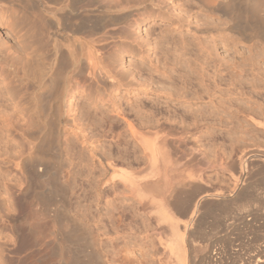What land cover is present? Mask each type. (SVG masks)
Returning a JSON list of instances; mask_svg holds the SVG:
<instances>
[{
	"label": "rangeland",
	"instance_id": "1",
	"mask_svg": "<svg viewBox=\"0 0 264 264\" xmlns=\"http://www.w3.org/2000/svg\"><path fill=\"white\" fill-rule=\"evenodd\" d=\"M42 1L47 2L46 0ZM116 1L127 5L126 7L130 5V11L133 12L132 16L122 21L119 20V22L115 20L114 17L123 13L110 9ZM237 1L235 0L236 8L234 7V11L236 14L239 13V16L242 14L243 19L246 17L245 20H247L248 15H246L245 4L248 0H244L246 3L242 0ZM70 2L69 0H51L49 4L57 10L65 6L63 13L57 12L55 15L69 14L71 16V20L67 22H70L68 25L72 26V30H75L73 37L78 40V43H71L74 47L77 46L74 48L71 44L68 45L69 43L65 40L56 38L65 52L64 56L57 57L56 67L59 68L58 75L61 76V79L58 80L59 82L62 80L60 84H63L66 83L65 81H69L71 77L78 81L84 79V82H82L85 91L83 94H76L71 100L70 112L65 119L59 121L52 118L50 126L53 130V137L51 136L49 144L42 147L43 149H39L41 152H38L42 155L39 158H43L42 164H36L35 168L37 171L45 169V172H47L43 181L38 182L35 179V169L31 167L30 163L27 162L23 169L17 166L16 151L27 150L26 140L19 133L13 134L15 143L12 141L8 143L12 144L13 146H11L17 150L14 152L13 148L9 147L11 149L9 154L0 157V264H13L17 258L14 254L17 244L13 243L16 236L11 225L14 220L30 213V208L21 202V192L25 188L27 180L29 181L28 189L23 195L28 198L33 197L41 219L43 218L45 222H49V226L55 228L57 251H55L56 248L54 251H50L48 246H45V249L43 248L45 254L49 251L50 255L48 254V256L52 257L50 260H54L55 264H89L87 262L88 254L93 252L94 249H97L95 252L97 251L98 255L101 254L104 264H177L179 260H176L175 252H170V254V248L168 250V247H164L169 245L173 239V234H171V226L164 222L160 223V219H158L157 206L161 203L158 205L155 202V206L151 205L156 194L149 195H152L151 197L155 196L154 199L152 198V202L149 197L146 200L143 198L144 201H141L142 198L137 200V197L123 193L122 189L119 190V186L117 191L111 187L104 188L101 185H98V188L95 182L96 179L102 178L100 174H104L103 165L99 164L96 158L90 157L88 144L91 143L93 147H96L97 153L102 156L104 153L106 155V152H109L108 150L112 152L113 156H118L117 152L119 150V154L122 153L123 144L118 140V135L124 130L123 120L131 122L135 128L139 127L137 121L134 120L133 113L128 111L130 107L134 108L136 105L135 100L147 94L151 99L165 101L164 98H160L161 95L157 94L160 93L162 87L168 86L167 81L164 78L158 80L156 75L158 73L154 71V74L153 72L151 74L153 77L150 78L149 75L150 68L153 67L152 70H154V64H156L154 54L162 58V49L159 50V53L157 50L159 45L156 44L161 41L162 48L167 40V43L171 44L165 45L166 48L168 46V49H174L175 45L185 42L191 47L194 37L198 40L194 41L195 43L199 42L204 46L212 38L208 45L215 46L216 61L226 63L229 67L230 65L231 67L236 66L235 71L241 72L242 77L237 78L235 86L232 87V89L234 88V94L231 98L238 100L232 101L230 111H238L237 115L235 114L236 117L224 120L225 122L221 123L218 121L209 122L208 126L209 124L215 126V129H211V126L208 127L207 131L211 130L210 134L209 131L206 135L201 134L188 138V144L195 147L197 151L198 149L203 151L201 153H204L203 155L207 159L205 165L196 166L195 169L190 167L204 177V183L194 185L196 187L195 192L192 186L193 183H189V186L185 185L186 188L188 187L185 188V192L189 190V194L190 192L194 193V200L191 194L185 196L186 198L189 197L187 199L184 197V194H186L184 193V181L182 184L179 183L180 185L174 183L179 186H177L178 190L181 188L180 186H183V194L180 192L181 190L178 192L182 196H178L177 193L178 198L183 197L181 200L188 201V199H192V201H195L204 192L215 195L214 198H207L200 202V209H198L199 211L194 217L193 223L184 222L188 217V210L185 211L187 213L182 211L181 213L179 211L173 212L175 213L173 216L177 221L179 220L178 225L180 223L178 227L176 226L179 232L185 231V244L187 247L188 245H194L193 253L187 264H264V130L255 131L253 129L254 124L251 122V118H253L264 123V115H262L264 114V45L261 39L249 37L247 34L245 39L236 29L229 30L228 28L233 25L232 22L220 13L205 9L201 4V0H80V2L75 0ZM240 4H242V7ZM8 7L4 5L3 10L0 11V46H2L1 48L4 47V54L11 63L10 60H14L16 56L20 58L27 57V52L30 53L33 50L32 46H35V44L30 46L34 42H32V38L36 37V40H38L42 36L39 35L38 28L35 30L34 35L29 30L30 24L34 22L33 19L24 18L21 13H19V16L15 12L18 9L15 6L9 9ZM150 10L151 12H149ZM33 11L30 12L35 13V10ZM145 14L146 16H144ZM261 16L264 17V13ZM17 18V24L19 25L12 24L11 22H14ZM22 23L25 24L22 25ZM60 25L62 27H58L59 35L64 38L67 29L63 30V28L65 29L64 26L68 25L67 23ZM121 28H123V31ZM128 29L127 32H129L131 39H117L122 32ZM194 29H204L206 34H202V36ZM132 39H137V44H142L143 50L136 42L132 43ZM124 41L126 47L121 50L122 44H125ZM195 43H193L194 46L199 48V45L197 46ZM19 46H23V49ZM190 49L192 51V47ZM194 50L196 49L193 48ZM164 51L162 53L166 55L168 52ZM171 51L166 55H169L168 58H170L167 59L168 64L166 66L168 68L174 67L171 64L176 53L173 51V54H171ZM81 58L89 59L87 62L93 67L92 71L90 68V74L91 72L93 74L92 77L88 74L89 68H85L84 72L78 70V61ZM113 61H116L117 70L123 69L124 72L130 70L133 74V78L126 77L122 79V86L116 90L108 83L109 80L103 72V69L112 68ZM161 62L163 63L162 60ZM9 63L8 65H10ZM8 70L9 68L6 67L4 71L7 74H3V76L8 75ZM94 74L96 79L99 80L98 83L94 78ZM149 78L154 82H149L154 84H151L154 91L148 89V92L144 93L145 88H137V85H141L145 81L148 82ZM1 79L0 77V81ZM6 79V84H9L11 78L7 76ZM6 84L0 83V94L2 95H0L1 130H3V118L9 117L14 120V124L16 119L13 116L15 114L13 108L15 103V100L13 101L14 94L12 91H10V94L7 93V90H11V86L9 85V89L6 88V90L4 88ZM126 84H132V87L125 86ZM156 88L159 92L155 91ZM157 96L160 97L157 98ZM150 105L148 102L143 104L146 111L154 112ZM237 108L238 110H236ZM120 110L124 111V116L117 114V111ZM101 113H105L113 119H105V121V117H101ZM258 113L260 114L258 115ZM95 115L96 119L94 118ZM116 121L118 124L121 123V126H119L120 124L117 125ZM240 123L248 132L237 129ZM95 124L100 125V128L97 126L95 128ZM174 124L170 122L166 124L165 122L164 128L166 130L164 132L168 133V139L173 140L172 143L174 142V145L178 146L180 144L178 138L183 133L181 129L173 128ZM21 125L23 126L22 122L17 126ZM224 125L231 128L230 133L224 131ZM178 127L180 128V126ZM170 129H172L171 132ZM1 130L0 139L2 138V141H5V136L1 134ZM25 130V127H22L20 131L22 133ZM240 153H243V155L246 153L247 161L249 160L246 171L242 175L237 173V165H234ZM196 154L197 152L194 156ZM36 155L38 157V153ZM252 155L257 156L258 159L255 157V161L251 157ZM196 157L202 159L199 153ZM72 158L73 160H71ZM129 160L131 161V159ZM192 170L190 171L193 172ZM90 175L91 178H89ZM175 185L172 187L167 186V188L171 189ZM159 193L162 195L161 191L157 194ZM220 193L224 196L223 198L216 197ZM174 194L175 197L172 198H168L169 194L165 195L171 201V199L177 198ZM165 195H162L164 199ZM162 196H159V198L162 199ZM156 198L158 199V197ZM246 199L247 201L250 199V201L244 203ZM159 200L156 201L159 202ZM202 203H204L203 206ZM241 206H244L245 209H241ZM49 239L51 240L48 237L47 240ZM28 253L29 251L22 252L18 257L24 259ZM17 263L19 264V260L15 264Z\"/></svg>",
	"mask_w": 264,
	"mask_h": 264
},
{
	"label": "bare ground",
	"instance_id": "2",
	"mask_svg": "<svg viewBox=\"0 0 264 264\" xmlns=\"http://www.w3.org/2000/svg\"><path fill=\"white\" fill-rule=\"evenodd\" d=\"M46 1L47 2H43L42 0H0V11L3 10L4 5L9 6L8 9L11 8L12 6H15L16 8H18L15 11L16 13L18 14L21 13L23 15L22 17L27 18V19L29 18L30 20L31 19L34 20L32 24L29 23L31 25L29 27V30L32 31V34L34 35L36 33L35 30L38 28L37 31H39V35L42 36L40 37V39L38 38V40H36V37L32 38L33 39L32 42L33 41L34 42L30 46L34 44L35 46H32L33 47V50L31 49L32 51L29 50L31 51L30 53L27 52V57L20 58L16 56L14 60H10L11 63H9L7 57L4 54V51H5V50L3 51L4 47L1 48L2 46H0V77L2 78L1 79L2 82L0 81V83L4 85L7 82L6 81L7 76L11 78V81L9 80L10 83L9 84L7 83L4 88L9 89L8 88L9 85L11 86V90H7V89L6 90L8 94H10V91H12L14 94L13 101L15 100L14 101L15 103L13 102L14 103L13 108H14L15 114H13V116H14V119L16 118L15 124H14V120H11L9 117L3 118L4 119L2 123L3 130L1 129L0 130L2 131L1 134L5 136L4 137L5 141L4 140L2 141V138L0 139L1 141L0 144L3 145V146L0 145V157L8 155L12 148L14 152L15 150H17L14 147H12L13 146L12 144L11 146L8 143H11L9 141H12L15 143L13 139V134L19 133V135L22 136L24 140H26V144H27L26 151H24L25 149L23 151L22 150L16 151L17 166L21 167L22 169L24 168L27 162L30 163L31 167L34 169L36 168V164H39V165L42 164L43 158L41 159L42 155H40L41 151L39 149L49 144L51 141L50 139H51L53 130H51L50 125L52 123L51 122L52 118H56L59 121L63 118L65 119L70 112L69 107L71 104V100L75 97L76 94H83L85 91L84 83H83L84 79L82 80L83 81L82 82L81 80L78 81L77 79H73L71 77L69 81L67 80L65 81L66 83H63V84H60L62 80L60 82L58 80V79H61V76L58 75L59 68L56 67L57 57L60 55H63L65 52H64V49H62L63 46L59 43V41H57L56 38L58 39L61 38L62 40H65V42L69 43L68 45H70L71 43H78L77 42L78 40L73 37V35H75V30H72V26L68 25L70 22H67L71 20L70 18L71 16L69 14L68 15L58 14L59 16L55 15L57 12L63 13L65 6L58 8L57 10L55 7H52L53 5H49L51 0H46ZM69 1L73 2L75 0H69ZM77 1L80 2V0H77ZM246 2H245L246 3L245 8L247 10L244 7L243 8L246 10V15H248L247 20H245L246 17L245 19H243L242 14L239 16L238 11H237L238 14H236V12L234 11L236 8L235 0H226V1L225 0L224 1L223 0H201V4L205 9L209 10L210 12L220 13L223 16L227 17L230 20V22H232L233 25H231L228 28L229 30L236 29L237 32L240 35H242L244 38L246 37V34L249 37L259 38L261 39L262 44L264 45V17L261 16V14L264 13V1L262 0L261 1L259 0L249 1L248 0ZM240 5L242 7V4ZM126 6L127 5H123L122 3H119L118 1H116L115 4L111 6V8L109 7L110 9H113L114 11L123 12L120 16L118 15L117 17H114L115 20H118V22L119 20L122 21L123 19L125 20L126 18L128 19V17L132 16L131 14L133 12L130 11L131 10V8H129L130 5L128 7ZM33 10H35V13L30 12ZM149 12H151V10ZM144 16H146V14ZM18 18L17 20L15 19L14 22L13 21L12 22L10 21V22L12 24H17ZM114 18H113V21H114ZM8 19L10 20V18ZM0 23H1V20H0ZM66 23L68 26H64L65 29L63 28V30L67 29V33H66V36L63 38L62 36L59 35L60 33L58 31V27L61 26L60 24L65 25ZM24 24L22 23V25ZM123 28H121L122 31H123ZM196 29H194V31L197 33H200V35L206 34L204 33L206 32L204 29L202 30H196ZM127 31H129V29L125 30V32H122L121 35L117 37V39H120V40L122 38L125 40L131 39V37L129 36V32ZM194 38H193L194 41H198ZM211 39L212 38H210V41ZM247 40H250V39H247ZM136 41L137 39L136 40L132 39V43H135ZM194 41L192 42V44L190 42V44L192 47V51H193V48L196 49L194 50L195 53H193L194 51L193 52L190 51L191 47L190 45H187L185 40H183V42L185 43H182V44L178 43L179 45H175L174 49H171V48L168 49V46L166 48L165 45H171L167 43V40L165 41L166 44H164V47L162 48H161L162 43L160 45L161 41H159V43L156 44V45H159L157 48L158 51L162 49L161 57L163 59L157 57L156 54H154L155 56L154 59L156 61V64H154L155 66L153 65L154 70H152L153 67L150 68L151 70H149L150 72L149 75L151 78L152 76L151 74L154 71L155 73H158L156 74L158 76L157 77L158 80L159 78H164L165 81H167L166 84L168 86L162 87L160 90V93L157 94V95H161V97L157 96V98L158 97L164 98L165 101L161 102V101H158V99H151L149 98L150 96H148L147 94H145L144 97L138 98L135 100L136 105L134 106V108L130 107L128 111L133 113L134 120L137 121L139 127L135 128V126L131 122L125 121V119L123 120L124 130L123 132L120 133V135H118V140H120V142L123 144V149H121L122 155L119 154L120 150L119 152H117L118 156L116 155L113 156L112 152L108 150L109 154L106 152V155H104L105 154L104 153L102 156L97 153L98 151L96 147H93L91 143L88 144L90 157L96 158V160H98V163L103 165V170H104V174H100V177L102 178L96 179L97 180L96 182L94 180L95 185L97 186L101 185L104 188L111 187L114 190L116 189V191L119 186V190L122 189L121 191H123V193L125 194L128 193V195L130 194L132 197H135V198L137 197L136 198L137 200L138 199L141 200L142 198L141 201H144V199L145 200L148 199L147 197H149L151 201L152 198L155 196L158 197V199H160L159 202H157L158 199L156 197L155 199L153 198L154 199L153 202L151 201L153 204L151 205L155 206L154 205L155 202L158 205L159 203H161L159 206H157L156 204V206L158 207V211H157L159 215L158 219H160V223L164 222L170 225L171 231H172L171 234H173L172 235L173 239L171 238L172 242L170 241L169 245L165 242V244H167L168 246H164V247L165 248L168 247V250L170 248L169 253L175 252L174 256L176 260L177 259L179 260V261L177 260L178 261L177 264L178 263L179 264L188 263L189 258L191 257L193 253L194 245L193 244H192L193 246L188 245L187 247V245L185 244V238H186L185 231L183 230L181 233L179 232V229L177 227L180 225V223L178 225L179 220L177 221L175 216H173L175 214L173 212L175 211H179L180 213L181 211L183 213L188 212L187 213L188 217L186 221L184 222L193 223L192 221L194 217H196L197 212L199 211L198 209H200L199 208L200 202H203L204 199L215 196V195H211V194L204 192L202 196H199L198 199L196 198L195 201H192L194 193L192 194V192H190L192 199H188V201L187 200L185 201V199L181 200V198L183 199V197H179V198L177 197V193L179 192V190H181L180 192L182 193L183 192L182 190H184L186 186H189L191 183H193L192 186L194 189L193 188L192 189L194 190V192L196 189V187H194L195 184L204 183V179H203L204 177H202L198 171H196L198 173L197 174L194 170H192L193 169L192 167H194L195 169L196 166L205 165V163L207 162V159L204 157L203 155L204 153L203 154L201 153L203 151H199L198 149L199 151L198 152L195 147L188 144V138L201 135V134L206 135V133H208L209 131H210L209 132L210 134L211 130L207 131L209 129L208 127L211 126L212 127L211 129H215L214 128L215 126H212L210 124L208 126L207 124L209 122L211 123V122L218 121L219 123H221L224 120L236 117L237 115L236 113H238V111H235V112L230 111L232 101L238 100V99L231 98L232 94H234V88L232 89V87L235 86L236 79L242 77L241 72L239 73L235 71L236 66L235 67L233 66L234 67L233 68L231 67V65L229 67V65L227 66L226 63L223 64L222 62L218 63L216 61L217 55L214 53L215 46L214 45H213L214 47L209 46L208 44L210 43V41L209 43L207 42L205 46L199 42L195 43ZM119 42L123 43L122 41H119ZM193 43H195L197 46L199 45V48H196V46H194ZM137 45H139L141 48L143 47L142 44H137ZM122 46L123 47L121 48V50H124L126 47V42L125 44H122ZM21 47L23 49V46ZM163 49L164 50L167 49V50L164 51ZM179 49H180V52H179ZM26 50L28 49L26 48ZM171 50H173L176 53L174 54L175 57L174 55H171L173 54L172 53L173 51ZM163 51L166 53L167 52L169 53V51H171L170 55L174 57V61L171 65H174V67L171 66V68H168L166 66L168 64L167 59H170V58H168L169 55L166 56L168 53L165 55V53L164 54L162 53ZM182 51L183 53H181ZM15 52H16V49H15ZM88 60H89L88 58H85V59L81 58L78 61L79 71L84 72L85 68H89L88 74H90V68L92 71L93 67L90 65L89 62H87ZM161 60L163 61V63L161 62ZM8 63L10 65H8ZM115 65H116V61H113L112 68L107 69V70L103 69V72H104V76L107 78V80H109L108 83H110L111 87H113L116 90L122 86L121 84L122 79H125L126 77L133 78V74L130 70H127L125 72L123 71V69L117 70ZM6 67L9 68V70H8V75L5 77L3 76V74H5L4 70ZM95 74H94V78L98 83L99 80L98 78L96 79L95 76L97 74L96 75ZM89 76L91 77L93 76L92 72ZM150 78L148 79L149 80L148 82L145 81L141 85L138 84L137 88H145L144 93L148 92V89L150 91H154V89L151 87V84L154 85L153 84L154 82L151 81ZM150 81L153 83L150 84L149 83ZM125 86L132 87V84H128V85L126 84ZM155 91H158L157 88ZM145 102H148V104H151L150 108H152L154 112H148L145 110V107L143 106ZM236 110H238V108ZM120 111H117L118 112L117 114L124 116V111H121V112ZM259 114L260 113H258V115ZM157 116H159V118H157ZM101 117H105L104 120L105 119L108 120L112 118L109 115H105V113H101ZM94 118L96 119V115L94 116ZM21 122L23 123V126L22 125L17 126ZM165 122L166 124L167 122L175 123L173 128L177 127L178 129L182 130L183 136L182 135L181 137L179 136L180 138H178L179 139L178 143L180 144L178 146L177 145L175 146L174 142L172 143L173 140L168 139V133L166 134L164 132L166 130V128H164ZM251 122L254 124L252 125L254 126L253 129H255V131L256 130L258 131L259 129L264 130V123L261 122L260 120L251 118ZM116 124L117 125L120 124L119 126H121V123L118 124L117 121H116ZM94 126L95 128L96 126L100 128V125L95 124ZM178 126H180V128ZM22 127H25L26 130L21 133L20 130L22 129ZM223 129H225L224 131L227 133L228 132L230 133L231 131V128H229L227 125H224ZM237 129H240L242 132H248L247 130H245V127L242 125V123H240L237 126ZM169 131L171 132L172 129H170ZM33 134H35L36 137L33 136ZM209 134L208 136H210ZM32 138H35V139H32ZM9 147L11 149H9ZM78 152L76 153L78 154ZM196 152L197 154L199 153V156L202 157V159H197L196 157L197 154L194 156ZM36 153H38V157ZM240 154L235 160L234 165H237L236 170L238 172L237 171L236 172L242 175V173L246 171V166L248 165L247 163L249 160L247 161L246 153L244 155L243 153L241 155ZM35 155H36L35 157L36 160L35 158H33ZM39 156L41 157L39 158ZM251 157L254 158L256 161L257 156L252 155ZM129 159H131V161ZM71 160H73V158ZM93 168L95 169V167ZM190 170H192L193 172H191ZM34 173L36 174L35 179L39 182V181H43V178L46 176L47 172H45V169L44 170L39 169L38 171L35 169ZM89 178H91V175ZM183 181H184L183 183L184 189H182L183 186H180L181 188L178 190L177 188L179 186L177 185L178 186L177 187L174 183L182 184ZM28 182L29 181L27 180L26 186L21 192V195H22L21 202L24 205H27L28 208H30V213L28 215H22L20 218H18V220H14V223L11 225L15 233V236H16V239L13 241V243L17 244L16 250L15 251L13 250L15 254V258L16 257L17 258H16V261L12 263L15 264L19 260V264H55L54 260L52 261L50 260L52 257L48 256L49 251L46 252V254L44 252V249L47 246L49 247L50 251H54L55 248H56L55 251H57L58 247H56L57 238H55V228H53L52 226H49V222L48 223L47 221L45 222L43 218L41 219L40 217L41 215L38 214V210L36 208V204H35L33 197L28 198L25 195H23L26 192V189H28L27 188ZM171 183H173L172 186L175 185L174 187L177 189V192L174 187L171 188L172 190L169 187L167 188V186L172 187ZM55 186H57V184ZM52 189H55V188H52ZM186 189L184 190V193H186L184 194V197L187 194H189L188 192L189 190L185 192ZM160 191L162 195L169 194L168 195L169 197L165 195V199H164L160 193L157 194ZM168 191L170 192L167 193ZM153 193H155L156 195ZM181 193L180 195L178 193V196H182ZM150 194H153L155 196L151 197L152 195L149 196ZM173 194L176 195L177 198H175L174 200L171 199L170 201L168 198L175 197L173 196ZM159 196H162V199L159 198ZM216 197L223 198L224 196L220 193L216 195ZM248 200L250 201V199ZM249 201H247L246 199L244 203L249 202ZM203 205L204 203H202V206ZM243 205H246V204H243ZM243 207L244 206H241V209H245ZM241 209L239 210L241 211ZM47 236L51 238V240L50 239L47 240L48 239ZM161 245L160 247H162ZM95 250L97 249H94V251L89 254L87 253L89 255L87 262H89V264H104L103 259L100 256L101 254L98 255L99 253H97V251L95 252ZM25 251H29L28 255H26L24 259L19 258L18 256H20V254ZM67 253H68V250H67Z\"/></svg>",
	"mask_w": 264,
	"mask_h": 264
}]
</instances>
